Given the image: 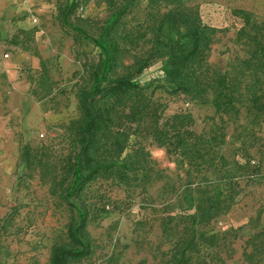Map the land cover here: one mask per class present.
<instances>
[{
    "label": "trees",
    "instance_id": "1",
    "mask_svg": "<svg viewBox=\"0 0 264 264\" xmlns=\"http://www.w3.org/2000/svg\"><path fill=\"white\" fill-rule=\"evenodd\" d=\"M118 1L106 0L107 15L94 22L75 17L79 0L58 5L57 20L75 37L90 40L99 52L96 60L83 63L72 85L75 117L46 129L40 147L19 143L18 161L37 172L49 195L70 207L65 239L50 248L47 264H79L95 249L88 230L91 205L86 189L97 181L124 187L149 183L151 153L144 144L149 140L148 145L164 149L187 177L198 179V202L165 261L192 264L201 248L218 241L215 234L206 236L201 229L235 204L241 182L252 184L259 174L260 160H252L247 148L239 160L222 149L227 144V123L234 124L241 116L258 127L264 122V22L254 23L249 13L233 11L242 21L235 42L243 51L221 70L208 60L215 37L224 30L205 23L189 6L191 0H147L144 20L130 29L124 21L126 8ZM165 30L176 38L166 39ZM156 60H165L167 87L161 88L167 94L184 96L186 103L211 98L213 116L199 131L193 129L188 107L162 119L161 104L139 84L137 77ZM40 64L31 91L36 101L58 89ZM249 137L248 145L253 146L257 138ZM60 146L63 150L56 151ZM15 215L10 211L0 219V232L12 226Z\"/></svg>",
    "mask_w": 264,
    "mask_h": 264
},
{
    "label": "rangeland",
    "instance_id": "2",
    "mask_svg": "<svg viewBox=\"0 0 264 264\" xmlns=\"http://www.w3.org/2000/svg\"><path fill=\"white\" fill-rule=\"evenodd\" d=\"M0 44L7 53L9 73L0 79V219L15 211L12 226L0 232V264H47L49 250L65 239L70 207L49 195L37 172L18 161V147H40L39 134L49 127L75 117L72 85L82 72L83 63L96 60L94 44L64 27L57 20V7L67 0H0ZM147 0H119L126 8L127 29L140 24ZM75 17L91 21L103 19L106 0H79ZM202 20L224 31L217 34L209 63L225 70L242 45L235 42L242 27L233 11L250 14L254 23L264 22V0H191ZM165 38L176 35L168 30ZM2 52V49L1 51ZM31 60H34L32 66ZM41 61L57 82V90L36 101L31 95ZM5 62V61H4ZM3 62V64H4ZM165 60L153 61L137 77L153 101L161 104L162 119L185 109L194 117L195 131L213 116L211 98L195 103L184 96H170L163 76ZM64 90V94L60 92ZM163 121V120H162ZM227 144L222 151L240 159L247 148L252 160H260L259 174L252 184L241 182V191L228 212L202 228L206 236L215 234L217 244L201 248L192 264H263L264 261V122L251 125L241 116L227 123ZM257 138L249 146V135ZM243 142L245 144L243 145ZM145 141L151 153L152 180L146 184L119 186L97 181L85 191L91 205L88 230L94 240L93 255L79 264H165L182 235L187 218L198 202V179L187 177L167 158L164 149ZM63 146L55 148L63 150ZM258 215H260L258 217ZM245 254L250 259L246 261Z\"/></svg>",
    "mask_w": 264,
    "mask_h": 264
},
{
    "label": "crops",
    "instance_id": "3",
    "mask_svg": "<svg viewBox=\"0 0 264 264\" xmlns=\"http://www.w3.org/2000/svg\"><path fill=\"white\" fill-rule=\"evenodd\" d=\"M2 7H3V1L0 2V9H2ZM1 49H2V52H0V56L3 55V46H1L0 44V51ZM31 63H32V66H34V60H31ZM8 69H9V64L7 63V60H5L4 64L0 68V79H3V76L7 77V75L9 79L14 77V75L9 73V71L7 72Z\"/></svg>",
    "mask_w": 264,
    "mask_h": 264
},
{
    "label": "built area",
    "instance_id": "4",
    "mask_svg": "<svg viewBox=\"0 0 264 264\" xmlns=\"http://www.w3.org/2000/svg\"><path fill=\"white\" fill-rule=\"evenodd\" d=\"M9 58V55L7 53L3 54L0 56V68L2 67L3 65V62ZM45 137V135L43 133H40L39 134V138L43 139Z\"/></svg>",
    "mask_w": 264,
    "mask_h": 264
}]
</instances>
